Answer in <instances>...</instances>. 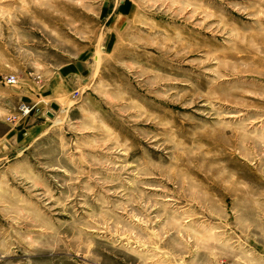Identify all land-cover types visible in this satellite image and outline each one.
I'll list each match as a JSON object with an SVG mask.
<instances>
[{"label": "rangeland", "instance_id": "rangeland-1", "mask_svg": "<svg viewBox=\"0 0 264 264\" xmlns=\"http://www.w3.org/2000/svg\"><path fill=\"white\" fill-rule=\"evenodd\" d=\"M0 264H264V0H0Z\"/></svg>", "mask_w": 264, "mask_h": 264}, {"label": "built area", "instance_id": "built-area-1", "mask_svg": "<svg viewBox=\"0 0 264 264\" xmlns=\"http://www.w3.org/2000/svg\"><path fill=\"white\" fill-rule=\"evenodd\" d=\"M3 82L4 84H7V85H14L16 82H17V78L14 74H10V75H7L4 77L3 79ZM23 113H27L29 110L26 109L25 107H21Z\"/></svg>", "mask_w": 264, "mask_h": 264}, {"label": "water", "instance_id": "water-1", "mask_svg": "<svg viewBox=\"0 0 264 264\" xmlns=\"http://www.w3.org/2000/svg\"><path fill=\"white\" fill-rule=\"evenodd\" d=\"M51 108L56 110L58 108V106H57L56 103H52L51 104ZM46 115L49 116V117H52V113L50 111L46 112Z\"/></svg>", "mask_w": 264, "mask_h": 264}, {"label": "crops", "instance_id": "crops-1", "mask_svg": "<svg viewBox=\"0 0 264 264\" xmlns=\"http://www.w3.org/2000/svg\"><path fill=\"white\" fill-rule=\"evenodd\" d=\"M67 74H68V75H69V74H70V75L72 74V75H74V76H76V75H77V73H76V72H74V71H73V72H72V71H71V72H68ZM58 85H59V84H58ZM60 89H62V88H60Z\"/></svg>", "mask_w": 264, "mask_h": 264}]
</instances>
